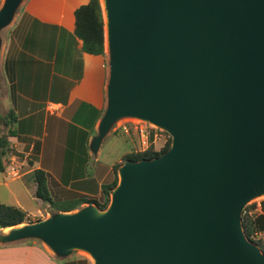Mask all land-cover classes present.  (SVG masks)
I'll return each instance as SVG.
<instances>
[{
  "label": "water",
  "instance_id": "1",
  "mask_svg": "<svg viewBox=\"0 0 264 264\" xmlns=\"http://www.w3.org/2000/svg\"><path fill=\"white\" fill-rule=\"evenodd\" d=\"M24 0H4L1 32ZM107 107L91 149L138 119L172 137L127 161L105 210L87 205L0 232L94 264H264L244 232L264 196V0H104ZM106 26V22H105Z\"/></svg>",
  "mask_w": 264,
  "mask_h": 264
},
{
  "label": "crops",
  "instance_id": "2",
  "mask_svg": "<svg viewBox=\"0 0 264 264\" xmlns=\"http://www.w3.org/2000/svg\"><path fill=\"white\" fill-rule=\"evenodd\" d=\"M89 1H23L1 32L0 117L8 118V125H1L4 135L14 132L7 137L10 152L2 172L10 181L26 165L19 162L24 152L31 156L29 168L18 177L33 179L35 191L34 173L41 169L53 190L96 199L102 186L113 181L114 164L98 161L111 132L97 153L91 149L107 107L109 58L107 52H84L75 35V12ZM73 255L59 258L39 240L0 244V264H89Z\"/></svg>",
  "mask_w": 264,
  "mask_h": 264
},
{
  "label": "trees",
  "instance_id": "3",
  "mask_svg": "<svg viewBox=\"0 0 264 264\" xmlns=\"http://www.w3.org/2000/svg\"><path fill=\"white\" fill-rule=\"evenodd\" d=\"M76 29L75 35L83 43V51L92 55H105L106 38H105V20L101 0H90L86 5L81 6L75 12ZM4 122L8 125V118L0 117V123ZM14 135L10 130L6 135H0V172H5V158L10 152V144L8 136ZM171 147V140L161 150L157 151L153 145L141 153H127L121 162H117L113 167V174H117L120 167L127 161H140L143 159H154L160 157L167 152ZM36 191L35 196L43 201V203L55 208L58 212H72L79 209L83 204H95L101 210H105L111 200L112 191L118 185V178L110 184L102 186L101 195L98 200L88 198L86 196L66 192L64 190H53L49 186V179L45 171H35ZM264 208V203L262 204ZM256 210V206H247L242 217V225L244 232L249 240H252L254 235L264 233V215L259 214L255 218L251 216V211ZM28 222L27 213L18 207L8 206L0 203V230L19 226ZM255 244L264 253V242L255 241Z\"/></svg>",
  "mask_w": 264,
  "mask_h": 264
},
{
  "label": "rangeland",
  "instance_id": "4",
  "mask_svg": "<svg viewBox=\"0 0 264 264\" xmlns=\"http://www.w3.org/2000/svg\"><path fill=\"white\" fill-rule=\"evenodd\" d=\"M3 3L4 0L3 2L2 0H0V8L2 7ZM134 120H138V119H134ZM1 125L2 122L0 123V135H4ZM170 140L172 144V137L168 138L167 136L164 135V137L162 136V138H159L156 144H153V146L159 152L168 144ZM130 148L131 150H129ZM129 151L138 154L144 152L143 150H141L140 142L138 138L123 135L121 132L115 133L112 130L110 135L104 141L98 161L104 165L116 164V161H118L120 157H122L124 154L128 153ZM19 157H20L19 162L20 164H22V162H26V161L28 162L31 156H26V153L21 152ZM27 162L26 165H22L23 170L20 173H18V175L11 174L12 177L16 178L13 181H10L11 180L10 177H7L5 174L0 172V203L8 206L18 207L24 210L27 213V219H28V222H26L25 224H31L41 220H45L59 212L48 204H44V205L41 204L43 205L41 206L40 203H38V200L35 197V188H34L33 179H31L29 176L24 178H21L22 176L18 177L20 174H22L25 170L29 168ZM94 164H95V160L94 158H92L90 170H92ZM115 177L118 178V183H119L118 172L117 174H114L113 180L115 179ZM109 182L112 183L111 181ZM7 183L9 184V186L7 185ZM99 196L96 197V200L99 199ZM263 202H264V196H260L251 200L247 204V206L250 207L256 206V210L251 211L250 213L251 216L255 218L256 216L261 214V204ZM89 205H95V204H89ZM0 232L7 233V231L4 230H0ZM252 240L254 241V243L255 241L264 242V234L260 233L254 235L252 237ZM73 257L78 258L79 260L86 259L88 260L89 264H94L93 260L91 259V256H88L86 252H81V251L75 252Z\"/></svg>",
  "mask_w": 264,
  "mask_h": 264
},
{
  "label": "built area",
  "instance_id": "5",
  "mask_svg": "<svg viewBox=\"0 0 264 264\" xmlns=\"http://www.w3.org/2000/svg\"><path fill=\"white\" fill-rule=\"evenodd\" d=\"M112 130L115 133L121 132L123 135L138 138L141 150L143 151L148 150L151 145L156 144L157 140L162 138V136L164 137L165 135L168 138L171 137L169 133L156 127L155 125L134 119L122 120L118 122ZM14 174L18 175L16 172H14Z\"/></svg>",
  "mask_w": 264,
  "mask_h": 264
},
{
  "label": "bare ground",
  "instance_id": "6",
  "mask_svg": "<svg viewBox=\"0 0 264 264\" xmlns=\"http://www.w3.org/2000/svg\"><path fill=\"white\" fill-rule=\"evenodd\" d=\"M101 4H102V8H103L104 20L106 22V26H105V38H106V52H107L108 49H109V47H108V36H107V13H106V9H105V1L104 0H101ZM22 225H19V226H22ZM10 229H12V228L11 227L10 228H7L6 231H8ZM87 254H88V256H91L89 253H87ZM91 259L93 260V263H94V259H93L92 256H91Z\"/></svg>",
  "mask_w": 264,
  "mask_h": 264
}]
</instances>
